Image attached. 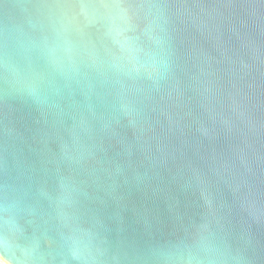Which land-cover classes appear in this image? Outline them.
<instances>
[{
	"label": "water",
	"instance_id": "1",
	"mask_svg": "<svg viewBox=\"0 0 264 264\" xmlns=\"http://www.w3.org/2000/svg\"><path fill=\"white\" fill-rule=\"evenodd\" d=\"M0 260L264 264V0H0Z\"/></svg>",
	"mask_w": 264,
	"mask_h": 264
},
{
	"label": "rangeland",
	"instance_id": "2",
	"mask_svg": "<svg viewBox=\"0 0 264 264\" xmlns=\"http://www.w3.org/2000/svg\"><path fill=\"white\" fill-rule=\"evenodd\" d=\"M0 264H5V263H3V262L0 260Z\"/></svg>",
	"mask_w": 264,
	"mask_h": 264
}]
</instances>
